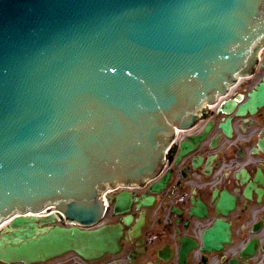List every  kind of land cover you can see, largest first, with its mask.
Returning a JSON list of instances; mask_svg holds the SVG:
<instances>
[{
  "label": "water",
  "instance_id": "95a60500",
  "mask_svg": "<svg viewBox=\"0 0 264 264\" xmlns=\"http://www.w3.org/2000/svg\"><path fill=\"white\" fill-rule=\"evenodd\" d=\"M261 43L264 0H0V223L21 215L0 241V261L116 254L119 227H53L24 215L56 206L68 221L95 226L103 187L155 177L174 129L193 126L204 103L250 75ZM262 89L251 113L264 107ZM195 146L190 139L174 154ZM130 204L118 196L114 214ZM232 206L228 198L219 209ZM196 207L191 215L202 219ZM202 241L219 252L229 231L216 223ZM254 250L253 240L239 258Z\"/></svg>",
  "mask_w": 264,
  "mask_h": 264
},
{
  "label": "flooded vegetation",
  "instance_id": "af4514ba",
  "mask_svg": "<svg viewBox=\"0 0 264 264\" xmlns=\"http://www.w3.org/2000/svg\"><path fill=\"white\" fill-rule=\"evenodd\" d=\"M259 53L264 57V45ZM261 86L264 91V61L250 75L241 76L224 98L214 104L204 103L197 110L194 125L180 131L163 152L162 171L168 179L162 194L155 195L150 210L143 208L141 200L148 195L149 187L128 191L132 201L122 217H115L112 210L120 193L108 195L111 203L104 221L105 225H119L122 229L118 254H105L86 262L78 261L74 253H67L35 264H162L159 250H163L161 254L168 264H222L223 257L219 254L202 251L204 233L216 223L229 231V245L221 244L222 249H236L245 240L255 242L250 260L243 261L235 255L231 264H264V107H257L253 113L247 107ZM243 106L244 111H240ZM190 139L196 140L194 152L189 156L174 154L177 147ZM188 181L194 183L193 188L185 185ZM228 198L233 199L232 208L219 209ZM197 205L205 209L202 219L191 215L192 211L199 213ZM154 208L155 225L151 226L150 213ZM43 216L56 221L59 216L56 206H51ZM127 217H131L129 224L125 223ZM56 223L66 225L61 217ZM199 232L201 240H194ZM5 233L8 234L2 229L0 241ZM184 238L191 239L195 246L183 258Z\"/></svg>",
  "mask_w": 264,
  "mask_h": 264
},
{
  "label": "bare ground",
  "instance_id": "6f19581e",
  "mask_svg": "<svg viewBox=\"0 0 264 264\" xmlns=\"http://www.w3.org/2000/svg\"><path fill=\"white\" fill-rule=\"evenodd\" d=\"M2 226L0 227V232H1Z\"/></svg>",
  "mask_w": 264,
  "mask_h": 264
}]
</instances>
